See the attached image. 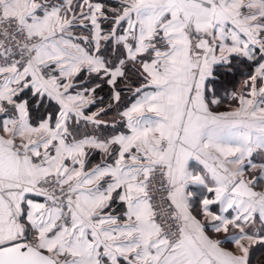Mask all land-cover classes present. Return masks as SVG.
<instances>
[{
    "label": "snow or ice",
    "instance_id": "snow-or-ice-1",
    "mask_svg": "<svg viewBox=\"0 0 264 264\" xmlns=\"http://www.w3.org/2000/svg\"><path fill=\"white\" fill-rule=\"evenodd\" d=\"M258 249L264 0H0V264Z\"/></svg>",
    "mask_w": 264,
    "mask_h": 264
},
{
    "label": "crops",
    "instance_id": "crops-1",
    "mask_svg": "<svg viewBox=\"0 0 264 264\" xmlns=\"http://www.w3.org/2000/svg\"><path fill=\"white\" fill-rule=\"evenodd\" d=\"M107 90L105 89L104 91L99 92L100 96H104L105 97V103L107 102V95H106ZM104 119H109V116H105L103 117ZM260 259H264V255L260 254V255H254L253 257V264H259V260ZM258 260V261H257Z\"/></svg>",
    "mask_w": 264,
    "mask_h": 264
},
{
    "label": "trees",
    "instance_id": "trees-1",
    "mask_svg": "<svg viewBox=\"0 0 264 264\" xmlns=\"http://www.w3.org/2000/svg\"><path fill=\"white\" fill-rule=\"evenodd\" d=\"M260 254H263V255H264V250H259V249H258V250H256L255 253H254V255H260ZM260 260H261V259H260ZM260 260H259V261L257 260V261L260 262Z\"/></svg>",
    "mask_w": 264,
    "mask_h": 264
}]
</instances>
